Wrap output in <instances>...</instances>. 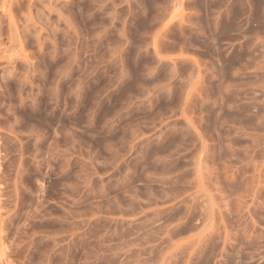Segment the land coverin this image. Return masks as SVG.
<instances>
[{
    "label": "rangeland",
    "instance_id": "1",
    "mask_svg": "<svg viewBox=\"0 0 264 264\" xmlns=\"http://www.w3.org/2000/svg\"><path fill=\"white\" fill-rule=\"evenodd\" d=\"M0 264H264V0H0Z\"/></svg>",
    "mask_w": 264,
    "mask_h": 264
},
{
    "label": "bare ground",
    "instance_id": "2",
    "mask_svg": "<svg viewBox=\"0 0 264 264\" xmlns=\"http://www.w3.org/2000/svg\"><path fill=\"white\" fill-rule=\"evenodd\" d=\"M1 151V150H0Z\"/></svg>",
    "mask_w": 264,
    "mask_h": 264
}]
</instances>
